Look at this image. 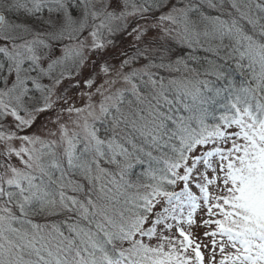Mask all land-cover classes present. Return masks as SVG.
I'll use <instances>...</instances> for the list:
<instances>
[{"label": "snow or ice", "instance_id": "6c2138e0", "mask_svg": "<svg viewBox=\"0 0 264 264\" xmlns=\"http://www.w3.org/2000/svg\"><path fill=\"white\" fill-rule=\"evenodd\" d=\"M0 169V264H264V0H0Z\"/></svg>", "mask_w": 264, "mask_h": 264}, {"label": "rangeland", "instance_id": "374dc122", "mask_svg": "<svg viewBox=\"0 0 264 264\" xmlns=\"http://www.w3.org/2000/svg\"><path fill=\"white\" fill-rule=\"evenodd\" d=\"M199 2V0H197ZM202 11H204L206 14L209 15H215L217 13L213 12L212 10H210L209 8H207L206 5H203L201 8ZM76 15H79V11H76ZM15 18V17H13ZM197 17L193 16L192 19H196ZM151 22V21H150ZM141 23H143V21H141ZM201 31L203 30V26L201 25ZM168 42H174L176 43L174 40L169 39ZM201 43L205 44V46H207V42L204 40L203 37H201ZM179 44V43H177ZM180 46L188 49L190 51V54L192 55H196L200 58V63H194L193 61H188L189 64V68L192 67H200L201 64L205 63L204 58L205 57H210V54L204 52L202 49H197L195 52L192 51V49L187 48L185 45L179 44ZM127 50L129 52V54L133 51V42L131 40V38L127 35H124L122 37V41L118 40L117 41V46L115 49L109 48L108 52H106L104 54V58L108 60V62L111 65H119L120 60L123 58V51ZM99 59L98 56H93V60ZM177 59L174 58L173 61ZM186 59V58H185ZM218 63H222L220 61H218ZM230 67L228 69H232L235 70V64L233 62H229ZM141 65L139 63H136L133 65V67H140ZM206 66V64H205ZM90 70V69H89ZM130 70V69H129ZM203 69L201 68V71ZM239 74V76H237L236 80L238 81V83L242 82L244 80V77L241 76V74L239 72H237ZM160 74H162L165 79H169V78H178L180 77L181 73H168V72H161ZM204 77H201V79H203ZM208 79H213L214 77H209ZM46 80V78H45ZM103 78L101 77L100 79H98L97 81V86H99V84L103 83ZM66 88H68V95L70 98V103L74 106H82L84 103H87V96H82L81 93L82 92H86L88 91V89L83 88L82 86L80 88H74L71 85H69L67 82H65L64 85ZM117 87H125V85L123 84H119L117 85ZM62 91V89H61ZM171 95V94H170ZM94 99H98V97H95ZM223 109V107H222ZM60 111V107H57L55 109V111H49L48 113L42 114L39 116L37 123L35 124V126L27 131L28 135H33V134H37V135H41V138L43 139H47V131L48 129H51L52 131H56V128L53 126V124L50 123V121H54L56 119L57 113ZM224 112V109H223ZM223 114V113H222ZM65 116H67V113L64 114ZM221 115V114H220ZM219 116V115H217ZM216 116V117H217ZM215 121L212 120L211 123H213ZM138 142V141H137ZM13 145L15 147H19L20 146V142L19 141H14ZM38 147V145H37ZM90 159V157H89ZM10 163H12L14 166L17 167H21L19 160L16 157H13L10 161ZM105 168H108L110 171L113 172H117L118 169H116V167L114 165H103ZM142 166V165H139ZM133 170V168L131 169V171ZM140 170H143V168H141ZM0 171H3V169H0ZM130 171V172H131ZM138 173V174H137ZM137 173L134 172L136 180H138L140 178V171H138ZM57 175H59V173H57ZM117 179H119V176L117 175L116 177ZM67 179H71V180H76V181H82V178L79 174V170H73L71 173H67ZM127 179V178H126ZM136 183V182H135ZM130 192L135 191V189H130ZM56 216H45V215H37V216H33L30 217V219L32 220L33 223H38L41 225H45V224H51L53 222L59 223L60 220L62 219H58V218H54ZM19 226V225H16ZM25 227H29L28 225H25ZM197 235L200 236L201 239H203L202 237V230L197 232Z\"/></svg>", "mask_w": 264, "mask_h": 264}, {"label": "trees", "instance_id": "16d2710c", "mask_svg": "<svg viewBox=\"0 0 264 264\" xmlns=\"http://www.w3.org/2000/svg\"><path fill=\"white\" fill-rule=\"evenodd\" d=\"M198 2V1H197ZM168 46L169 48L171 49V52H172V60L174 58H187L189 55H190V51L182 46H180L179 44L177 43H174V42H168ZM225 71H231L232 72V79L238 83V81L236 80L237 76H239V74L237 73L238 71L236 70H232V69H225ZM169 98H172V96L169 94ZM164 111H167V108H164L163 109ZM210 111L215 115H219L223 113V109H222V106L221 104L217 103L215 105H213L210 109ZM217 116V117H219ZM209 123L212 122V119L209 118ZM147 166L146 165H142V166H139V165H134L133 167V170L129 173V175L126 177L127 180L135 183V182H147L146 178L144 177L143 173H144V170ZM141 168H143V170H140ZM138 171H140V178L138 180H136V177H135V173H137ZM138 174V173H137ZM54 218H58L59 220L61 218H63L62 216H56Z\"/></svg>", "mask_w": 264, "mask_h": 264}]
</instances>
